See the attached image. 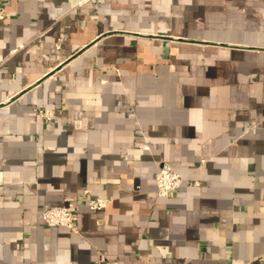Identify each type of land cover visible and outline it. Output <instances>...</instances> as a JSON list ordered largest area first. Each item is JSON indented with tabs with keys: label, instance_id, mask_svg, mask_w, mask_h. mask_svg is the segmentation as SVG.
I'll return each instance as SVG.
<instances>
[{
	"label": "crops",
	"instance_id": "obj_1",
	"mask_svg": "<svg viewBox=\"0 0 264 264\" xmlns=\"http://www.w3.org/2000/svg\"><path fill=\"white\" fill-rule=\"evenodd\" d=\"M0 3V264H264V0Z\"/></svg>",
	"mask_w": 264,
	"mask_h": 264
},
{
	"label": "built area",
	"instance_id": "obj_2",
	"mask_svg": "<svg viewBox=\"0 0 264 264\" xmlns=\"http://www.w3.org/2000/svg\"><path fill=\"white\" fill-rule=\"evenodd\" d=\"M7 17L6 3H0V27L5 22ZM16 51V49L14 50ZM37 114L40 119L51 120V112L37 109ZM157 192L160 196H168L184 185H198L196 181L186 180L185 177L177 171L162 167L156 174ZM86 195H90L89 190H86ZM110 199L106 197L89 196L86 200V205L92 210H102L108 206ZM81 204L68 203L62 206H54L42 212V218L49 226L65 227L73 232H78V210ZM92 264H121L117 261L103 258L94 261Z\"/></svg>",
	"mask_w": 264,
	"mask_h": 264
},
{
	"label": "rangeland",
	"instance_id": "obj_3",
	"mask_svg": "<svg viewBox=\"0 0 264 264\" xmlns=\"http://www.w3.org/2000/svg\"><path fill=\"white\" fill-rule=\"evenodd\" d=\"M40 109H42V110H45V112L46 111H48L49 113L51 112V115H50V117H52L53 118V116H54V113L51 111V110H49V109H44V108H38V110L40 111ZM38 115V114H37ZM51 118V119H52ZM43 120H44V118H43Z\"/></svg>",
	"mask_w": 264,
	"mask_h": 264
}]
</instances>
